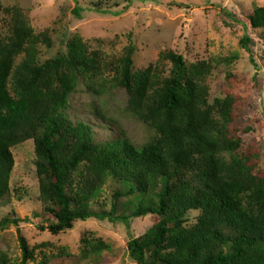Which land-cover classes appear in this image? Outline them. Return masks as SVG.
Wrapping results in <instances>:
<instances>
[{"label":"trees","instance_id":"trees-1","mask_svg":"<svg viewBox=\"0 0 264 264\" xmlns=\"http://www.w3.org/2000/svg\"><path fill=\"white\" fill-rule=\"evenodd\" d=\"M8 14V35L0 34V204L10 199L11 148L32 140L39 201L50 217L41 231L57 236L78 221L156 216L127 244L136 264H264V176L248 164L242 138L229 134L234 99L208 103L209 63L188 65L168 52L155 66L133 72L132 45L109 62L78 38L67 43L66 55L39 63L38 45L50 47L49 37L35 34L19 9ZM248 20L251 29L264 31V6ZM249 42L244 36L242 48ZM163 62L171 64L167 76L159 70ZM80 77L126 91L130 114L153 136L137 146L118 129L117 137L99 142L90 124L73 122L64 112ZM108 182L113 191L103 210L106 202L99 201ZM192 211L199 215L189 224ZM21 222L6 217L0 230L16 228L19 264H28L35 258L19 232ZM82 242L83 261L106 248L100 240ZM50 261L43 257L37 264Z\"/></svg>","mask_w":264,"mask_h":264},{"label":"rangeland","instance_id":"rangeland-1","mask_svg":"<svg viewBox=\"0 0 264 264\" xmlns=\"http://www.w3.org/2000/svg\"><path fill=\"white\" fill-rule=\"evenodd\" d=\"M264 0H0V34L8 35L9 14L19 9L35 34L45 32L51 46L38 45L39 63L67 54V43L78 38L88 52L113 62L129 45L135 48L133 72L155 66L162 53L173 52L189 64L207 62L208 103L230 96L234 99L229 134L242 138L244 156L254 173L264 176V31L250 28L249 17ZM248 36L246 49L241 40ZM250 58L253 59L254 64ZM20 59V58H19ZM17 59L16 64L19 63ZM167 76L171 64L159 66ZM112 74L106 71L109 82ZM129 95L121 89L103 87L97 81L78 78L68 96L64 112L73 122L93 127L95 139L105 142L122 129L130 141L141 146L153 136L128 110ZM115 121L109 125L96 112ZM10 199L0 204V220L19 218V232L34 253V262L49 258V264H136L128 257L127 244L142 236L157 222L156 216L131 219L127 223L90 219L57 236L39 229L50 217L39 201L34 144L26 141L11 148ZM109 182L99 203L108 210L113 191ZM96 209L97 206H94ZM198 212L188 214L194 224ZM83 239L100 240L106 248L88 253ZM19 264L18 232L11 226L0 230V258Z\"/></svg>","mask_w":264,"mask_h":264}]
</instances>
